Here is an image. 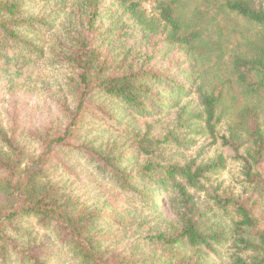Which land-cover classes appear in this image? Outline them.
Instances as JSON below:
<instances>
[{
    "label": "trees",
    "instance_id": "16d2710c",
    "mask_svg": "<svg viewBox=\"0 0 264 264\" xmlns=\"http://www.w3.org/2000/svg\"><path fill=\"white\" fill-rule=\"evenodd\" d=\"M142 1L116 0L144 33L118 48L103 0H0V264H264V0H160L149 18ZM230 15L257 29L230 63L256 102L217 138L225 93L197 66ZM175 47L199 111L180 101L192 73L155 62ZM198 121L242 165L239 194L206 187L222 155L174 159Z\"/></svg>",
    "mask_w": 264,
    "mask_h": 264
},
{
    "label": "rangeland",
    "instance_id": "374dc122",
    "mask_svg": "<svg viewBox=\"0 0 264 264\" xmlns=\"http://www.w3.org/2000/svg\"><path fill=\"white\" fill-rule=\"evenodd\" d=\"M158 1L160 0H143L139 7L143 16L147 18L152 16L157 17L156 6ZM182 1L188 2L189 0ZM103 2L104 8H107V11L106 13H101L99 22L103 25V29L109 31L110 39L117 41H113L112 45L114 44L115 46L111 47L129 46L143 37L144 33L141 27L131 25L134 23V20L129 18V14H124L123 9L118 5L116 0H103ZM189 10L188 7H185L183 12L187 13ZM120 17V21L124 28L119 26L120 23H116ZM124 24H128L130 28L126 30ZM221 24L224 26L223 31L225 33L223 52L220 53L218 50H215L209 57L203 55L198 61L197 66L200 71L206 70L207 72L206 76L208 77V81L206 82V87H210L211 90H217V93L223 92L226 94H224L221 99L220 105L223 106L227 112L223 115L216 128L217 138L221 135L228 134L226 130L227 125L234 121L235 115L239 110L247 105H253L256 102V98L247 95L243 89L234 85L236 77L230 72V63L232 62V54L237 53L241 47L247 44L246 42L251 41L254 38L253 34L257 32V29L252 24L234 15L224 17L221 20ZM214 30L215 27L210 28V31ZM155 62H158V68H167V73H170L171 77H173L175 72H178L182 67L184 70L192 73V75L188 73L186 74V77L182 76L177 78L178 81H186V78L189 79L187 94H185L180 101L182 105L187 103L190 110L199 111L200 108L195 106L197 93L194 92L193 83L191 82L193 79L195 80L193 73L196 68H192L187 52L184 50L179 51L176 47L170 48L166 55H164V52L157 54ZM182 62H185V64L183 65ZM228 80L231 83H227ZM39 99L41 101H39L40 103L37 104V107L39 110H46L45 104L49 107L50 102H45L42 98ZM174 115L175 113L172 112L168 118H163L165 122H167L166 127L162 124L164 130H169L172 127ZM203 126L202 121L193 124L192 134L187 135V139L189 137L192 138L193 143L182 147L175 146L172 152L174 154V159L176 158L180 164L194 160L197 165L200 163H206L208 160L222 155L225 160V167L224 169L217 170L208 175L209 181L205 183L206 187L214 189L220 186L221 189L229 188V190L235 195L239 194L245 183L241 171L242 165L239 161L234 159V155L221 146L219 139L213 141L214 139L203 128ZM72 161L83 164V162L80 163V161H82L80 155H75ZM262 204L253 203V211H255L258 216L262 215L264 212V205ZM161 210V212L165 213V216L168 219L173 218L170 215L168 208Z\"/></svg>",
    "mask_w": 264,
    "mask_h": 264
}]
</instances>
